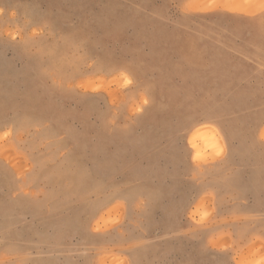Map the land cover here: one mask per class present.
Wrapping results in <instances>:
<instances>
[{
    "label": "rangeland",
    "instance_id": "1",
    "mask_svg": "<svg viewBox=\"0 0 264 264\" xmlns=\"http://www.w3.org/2000/svg\"><path fill=\"white\" fill-rule=\"evenodd\" d=\"M0 264H264V0H0Z\"/></svg>",
    "mask_w": 264,
    "mask_h": 264
},
{
    "label": "bare ground",
    "instance_id": "2",
    "mask_svg": "<svg viewBox=\"0 0 264 264\" xmlns=\"http://www.w3.org/2000/svg\"><path fill=\"white\" fill-rule=\"evenodd\" d=\"M237 2H239V1H237ZM235 3H236V2H235ZM236 10H237V9H236ZM203 128H204V127H203ZM207 128H208V127H205V131L203 130L204 132L201 130V132H203V134H204V135L201 136V139H202V142H203V143H204V142H205V143H208L209 140H212V138H213V134H216L214 131L211 132V130H212L213 128L210 129V127H209V128H208V129H210L209 131H210L211 133H213V134H212V138H211V136H209V133H208L209 131L206 132V131L208 130ZM199 130H200V129H199ZM213 130H214V129H213ZM196 131H197V130H196ZM197 132H198V131H197ZM207 133H208V137L206 136ZM216 136H217V134H216ZM209 137H210L211 139H210ZM215 138L217 139V142H218V136H217V137H214L213 140H214ZM216 139H215V140H216ZM214 142H215V141H214ZM210 143H212V142H210Z\"/></svg>",
    "mask_w": 264,
    "mask_h": 264
}]
</instances>
